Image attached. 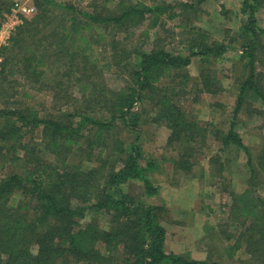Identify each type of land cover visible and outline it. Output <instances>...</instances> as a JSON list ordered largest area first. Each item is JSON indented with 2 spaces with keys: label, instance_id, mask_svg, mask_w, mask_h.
Wrapping results in <instances>:
<instances>
[{
  "label": "trees",
  "instance_id": "1",
  "mask_svg": "<svg viewBox=\"0 0 264 264\" xmlns=\"http://www.w3.org/2000/svg\"><path fill=\"white\" fill-rule=\"evenodd\" d=\"M10 1L0 0V27ZM206 1L103 0L83 11L36 0L37 12L3 48L0 88L20 75L50 92L56 111L41 115L9 100L0 107V169L6 172L0 177V264H220L168 251L164 208L124 190L138 182L142 196L159 191L151 177L156 164L144 159L139 145L144 123H164L169 131L175 173L191 172L197 143L206 139V129L179 104L191 84L192 60L212 63L231 49L194 24ZM262 8L264 0L241 1L245 18L232 40L240 45L236 104L229 128L215 130L219 150L243 151L248 168L242 191H224L225 226L233 229L225 256L242 249L252 264H264V147L253 157L234 121L248 100L264 106ZM175 30L186 36V55L172 47ZM105 71L121 84L110 87ZM194 85L202 93L221 90L207 69ZM138 104L146 107L136 111ZM124 130L135 134L131 142L118 133ZM90 214L107 215V227L82 223Z\"/></svg>",
  "mask_w": 264,
  "mask_h": 264
},
{
  "label": "rangeland",
  "instance_id": "2",
  "mask_svg": "<svg viewBox=\"0 0 264 264\" xmlns=\"http://www.w3.org/2000/svg\"><path fill=\"white\" fill-rule=\"evenodd\" d=\"M54 1L72 5L83 11H88L92 5H101L103 2V0ZM145 1L151 3L153 0ZM241 1L208 0L201 6L199 16L194 23L211 31L213 39L230 44L231 49L225 56L213 60L212 63L202 64L197 58L193 59L188 68L192 77L191 84L185 88L184 92H180L179 104L182 109L199 127L206 129L205 141L197 143L200 149L193 160L191 172L186 174L174 172L172 162L177 159V153L166 144L169 131L164 123L158 125L152 122H141L144 125L142 128L140 127L139 145L145 156L144 159L154 161L156 164L151 177L159 191L157 195L149 198L142 196V186L138 182L124 186L125 192L135 198L147 204L164 208L161 224L166 231V249L168 251L188 254L193 259L214 261L220 264H252L242 249L238 250L231 258L225 256V248L232 242H228L226 236L232 233L233 229L225 226L227 222L225 206L229 198L224 191L228 189V186L235 192H240L245 188L248 178L246 156L243 151L237 149L220 151V143L215 137L216 129L223 132L229 128L236 104L239 70L235 53L240 49V45L232 40L236 39L237 28L240 21L245 18L240 13ZM10 2L8 9L3 12V18L11 13L14 0ZM28 3L34 4L36 7V0H28ZM30 18H23V23L15 28L6 42V44L8 43L6 46L10 44L17 29ZM257 19L258 24L264 27V8L257 13ZM176 24L177 21H173L170 25L174 27ZM179 32L175 30L172 35V47L175 51L186 55L188 52L183 44L186 36H180ZM4 47V44L0 46V63L7 55L3 52ZM96 53L102 63L107 62V56L101 54L99 50H96ZM205 69L211 71L215 77L221 87L220 92L216 94L202 93L194 85L195 80H198L200 73ZM103 77L110 87L121 84V80H116L117 77L111 71H105ZM164 83L167 82L164 81ZM35 87H32L28 80L19 75L14 81L0 88V107H3L9 100L14 103V106H33L41 115L56 111L55 104L52 102V94L48 91H38V88ZM6 93H9L10 97L6 96ZM145 104L147 105V103ZM142 107L146 106L136 105V111ZM142 119L144 118L142 117ZM234 123L236 133L250 150L252 156L256 157L264 147L263 104L256 100H248ZM118 133L123 136V139L130 142L135 137V134L126 130ZM27 139L25 137V141ZM5 173L0 169V177ZM259 191L264 196L262 190ZM84 222H95L100 227L106 228L108 216L90 214L82 223ZM211 234L212 237L209 236Z\"/></svg>",
  "mask_w": 264,
  "mask_h": 264
},
{
  "label": "built area",
  "instance_id": "3",
  "mask_svg": "<svg viewBox=\"0 0 264 264\" xmlns=\"http://www.w3.org/2000/svg\"><path fill=\"white\" fill-rule=\"evenodd\" d=\"M34 4L28 3V0H14L10 15H6L0 27V46L9 40L11 34L17 26L23 23V18L32 17L36 13ZM21 19V21H19Z\"/></svg>",
  "mask_w": 264,
  "mask_h": 264
}]
</instances>
